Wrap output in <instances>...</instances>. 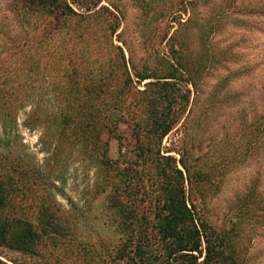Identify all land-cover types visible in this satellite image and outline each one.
I'll list each match as a JSON object with an SVG mask.
<instances>
[{
    "label": "rangeland",
    "instance_id": "rangeland-1",
    "mask_svg": "<svg viewBox=\"0 0 264 264\" xmlns=\"http://www.w3.org/2000/svg\"><path fill=\"white\" fill-rule=\"evenodd\" d=\"M24 1L0 0V107L16 115L0 121V145L11 141L13 152H5L20 159L21 171L31 170L19 177L23 207L38 209L48 195L64 235L46 239L38 254L1 249L0 259L133 264L131 235L119 229L108 192L121 184L120 201L137 215L132 225L156 233L163 201L137 156L135 125L156 95L159 109L170 105L177 117L162 153L183 156L196 175L192 186L186 182L188 203L214 236L215 264H264V0H69L78 13L98 14L79 25L67 19L56 31L53 17L26 10ZM116 46L135 81L136 73L176 78L135 84L122 107L130 103L131 116L108 135L117 167L110 182L98 163L97 132L87 142V133L73 136L59 123L74 98L89 96L86 71L96 79L112 72L110 82L120 86ZM164 81L175 85L166 90ZM126 246L119 259L117 249Z\"/></svg>",
    "mask_w": 264,
    "mask_h": 264
},
{
    "label": "trees",
    "instance_id": "trees-1",
    "mask_svg": "<svg viewBox=\"0 0 264 264\" xmlns=\"http://www.w3.org/2000/svg\"><path fill=\"white\" fill-rule=\"evenodd\" d=\"M93 6L97 7V5ZM24 8L53 17L58 22L53 27L54 31L58 30L62 22L67 19L76 17L79 25L84 21L88 22L98 14L97 12L91 13V10L87 13H78L69 0H25ZM112 33L115 34L116 31L113 30ZM115 48L119 62L117 67L122 77L120 86L113 87L110 82V77L114 75L112 72L109 73V77L96 79L92 69L86 71L83 73L86 81L84 89L87 90L89 96L84 99L74 98L68 110H62L64 112L59 123L65 129L72 128L73 136L80 131L87 133L89 135L87 139H91L90 136L97 132L99 144L95 150L98 153V163L104 177L110 182L117 167L109 157L108 135L116 131L125 116H131L129 110L132 105L129 103L124 112L122 107L130 99L132 89L136 90L135 84L151 79L160 81L176 78L174 73L163 77H157L158 75L154 73H136L138 81H135L129 71L124 49L121 46ZM159 81L150 82L147 85H161ZM74 82L75 85L80 83L78 80ZM169 82L164 81L162 84L166 90L167 87L175 85ZM138 92L144 93L146 90ZM94 93L99 95V105L94 103ZM160 102V96L154 95L147 101L146 115L141 114L135 121L140 131L137 137L140 142L136 149L137 156L145 165H148L149 179L163 201V206L156 211L154 224L156 233L149 236L147 228L137 224L132 225L133 221L137 220V215L135 211H129L120 201L118 193L121 184L115 187L113 184L112 193L108 192L111 207L115 208L122 219L119 229L131 235L130 241L134 248L129 253L132 255L129 256L133 264H215L220 252L217 250L214 236L206 221L196 213L195 206L188 203L186 182L192 186L195 173L193 174L183 156L178 160L173 155L162 153V141L173 130L177 117L171 114L170 105L167 109L160 110L158 107ZM15 119L16 115L9 107L6 109L0 107L1 122L5 124ZM142 138L146 139V142ZM6 148H9V153L13 152L14 144L8 141L7 144L0 145V250L8 249L25 254H38L46 239L60 238L64 235V227L56 222L51 212L52 209L49 207L48 195L44 197V202L38 209L30 211L23 207L19 177L24 175L22 172L26 173L25 176L30 175L31 170L21 171L20 159L10 157L5 152ZM197 175L201 179L206 176L202 171ZM31 193V188H27L25 192L27 199L30 198ZM126 251L127 246L117 249V257L121 259ZM203 255L204 258L200 261ZM0 264L10 263L0 259ZM233 264L237 263L233 262Z\"/></svg>",
    "mask_w": 264,
    "mask_h": 264
}]
</instances>
